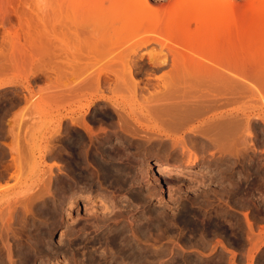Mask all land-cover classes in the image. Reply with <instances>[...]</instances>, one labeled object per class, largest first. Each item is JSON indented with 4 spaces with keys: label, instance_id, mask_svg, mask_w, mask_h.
Returning a JSON list of instances; mask_svg holds the SVG:
<instances>
[{
    "label": "rangeland",
    "instance_id": "1",
    "mask_svg": "<svg viewBox=\"0 0 264 264\" xmlns=\"http://www.w3.org/2000/svg\"><path fill=\"white\" fill-rule=\"evenodd\" d=\"M97 7L99 6L91 1L75 4L65 0H0V18L5 16V20L3 18L2 21L0 20V44L8 27L13 24L18 26L20 18L16 14V9L19 12H28V16L34 17L35 22L38 19V22H43V32H47L45 35L54 40L55 32L58 31L59 34L60 29L57 27L55 30H58L55 31L52 27H55V24L58 25V19L67 18L66 15L61 16L64 15V11L65 14L73 10L82 14L91 13V17L95 19ZM225 12L224 15H227L228 22L243 19L248 23L256 22L255 14L249 15L247 12L240 13L242 11L231 9ZM57 13L61 15L58 16ZM69 16L67 20H70ZM49 23L51 25H48ZM195 27L192 26V28ZM19 32L22 31L19 29ZM53 33L54 35H51ZM117 38L118 36H115L113 40L110 38L106 42L105 48L108 47V50L115 47L112 53H109L111 50L108 51L106 48L105 51L102 48L107 53L101 54V49L100 54L92 55L90 62L93 63L96 60L106 62L127 54L124 47L119 45L121 43H117L120 42ZM255 40L254 43L257 46L264 47V33L257 34ZM148 47L140 48L139 52L137 50L138 53L128 51L135 58V70L147 61L157 66L164 64L158 68L156 66L158 74L168 71L171 68V56L168 49H162L158 43ZM201 50L204 51L202 48ZM234 50L236 49L228 52V55L232 53L233 57L230 55L232 58H234L233 53H241L237 50L234 52ZM21 51L20 54L17 53L16 59H7V69H10L4 71L3 75L0 74V83L4 82L0 87V177L1 179L6 178V182L0 184L3 186L0 188V264H264V235L259 236V232L264 227V121L260 124L256 116H251L254 117L252 121L255 119L251 122L252 134L247 137L251 143L248 142V151H241V153L247 152L237 155L226 153L227 155L221 156L222 154L215 153L218 147L215 151L213 148L203 150L200 146L202 142L199 143V139L192 140L189 130L181 129V132V130L163 126L165 131L172 133V137L139 127H136L137 136L134 133L135 137L124 132L121 134L125 140L122 159L118 160L122 181L115 182L105 179L104 166L107 160L104 150L98 149L100 163H88V167L95 174L96 186L92 194L84 187L78 195L79 207L72 209L73 212H71L68 205L70 194L68 193V196L67 192H58L59 176L61 172L68 171L69 174H74L78 169L84 168L80 166L76 169L75 166H70L68 158L71 155L66 142L62 143L57 139L58 134H55L60 124L58 107L61 103L57 95L59 91L56 89L61 88L62 85L58 86L61 83H57L59 76L55 72L54 74L58 77L54 75L52 79H55L58 85L54 83L55 81L53 84L46 81L42 72H37L35 77L32 76L27 81L26 74L30 71H37L39 64L29 65L30 54L28 56L27 51V55L24 50ZM206 52L201 53L206 55L211 51ZM153 53H159V55L154 56ZM198 53L200 55L199 49ZM211 54L208 56L213 57L214 53L211 52ZM86 60L85 62H88ZM117 62L113 60L111 67ZM116 66V69L121 68L119 62ZM261 67L264 68V65L256 69L257 72L255 70L254 73L264 78L262 76L264 69ZM88 68L90 67L87 66L84 70ZM71 73L74 74V72L72 70L69 72V78L72 77L70 80L64 77L61 79L69 81L68 84L65 83L66 81H60L64 82L63 86L74 85L78 81L76 79L82 77V72L76 74L77 77L74 74L75 78ZM87 73L83 71L85 75L82 78H85ZM137 77L141 79L142 85L146 82L154 84L161 82L158 79H147L145 69ZM260 78L258 80L264 82V79ZM104 79L107 80L106 87H104ZM108 80L106 77L102 78L103 91L100 92L111 95L114 84L109 85ZM79 81L82 79L80 78ZM262 81H258L261 84L258 83L260 85L256 86L264 89L261 86ZM150 85L153 84L150 83ZM88 92L87 96L82 99V103H86L85 99L91 96V92ZM71 95L73 94H68L70 99L67 97L68 100L65 99V103L63 102L66 109L70 108L71 103L74 106L78 101V98ZM112 96V100H96L88 113L77 112L71 117L88 116L86 118L91 123L93 134L95 132L97 136H107L111 130H115L118 120V113L112 108L113 104H116L115 101L120 105H128L127 103L133 101L131 91L125 87L112 92ZM232 100L225 104L226 107L222 106L223 108L220 109L230 107V109L244 107L258 109L261 107L262 115H264V101L262 102L261 99H259L260 102L252 97ZM65 119L62 125L65 126L64 131H68L71 121L70 118ZM79 130L85 134L84 130ZM65 133L67 135H64V139L74 132ZM155 134L160 136L159 140ZM146 137L155 139L151 138L149 142ZM175 137H190L189 146L193 144L194 146L190 147L199 154L196 162L187 163L185 161L187 155H184L183 159L180 152H171V147L165 145V141L171 142V139ZM160 138L165 140L161 141ZM114 140L115 137L111 141ZM59 143L62 145L60 146ZM238 147L241 148V145ZM226 149L229 150V148ZM211 151L216 154L213 153L216 159L214 162ZM158 157L168 159L174 166L179 165L178 167L184 166V168L191 169V172H184V175L176 178L167 173L155 174L152 171L157 167L152 163ZM217 161L219 163L216 164ZM166 179L173 180L169 184ZM49 183L51 184L50 189L47 185ZM107 195L112 199H109ZM87 196L95 201L88 202ZM106 201L110 202V206L106 205L109 204ZM60 205L63 208H60ZM249 228L254 229V232ZM249 233L258 236L260 240L251 235L254 239L250 237V241Z\"/></svg>",
    "mask_w": 264,
    "mask_h": 264
},
{
    "label": "bare ground",
    "instance_id": "2",
    "mask_svg": "<svg viewBox=\"0 0 264 264\" xmlns=\"http://www.w3.org/2000/svg\"><path fill=\"white\" fill-rule=\"evenodd\" d=\"M65 1L75 4L89 1L93 2L99 6L95 9V19L91 17V13L82 14L77 10L71 11L72 13L69 11L68 13H71L70 16L68 13L65 14V11L64 15L59 13L63 17L66 15L65 17L68 18L69 16L70 20L68 19V21L67 18L58 19V25L55 24V27H52L54 28L52 30H55V28L58 27L60 32L58 34V31H56L58 29H56V32H54L57 36L54 35V33L51 34L55 36V39L50 35L51 38L54 39L52 40L49 36L45 35L47 32H43V22H38L39 19L35 22L36 20H33L34 17H31V20L28 16V12H19L16 9V14H18V18H20L18 26L13 24L11 27H8V30L5 31V33H7L3 36L0 44V74L3 75L4 71H9L10 69H7V59H16L17 53L20 54V52H22L21 50H24L25 52H23L25 55H27L26 51L28 52V56L30 54L31 62H29V65L35 63L39 64L37 71H30V73L27 72L28 74L25 76L27 81H29L32 76L35 77L37 72H42L46 81L49 83L52 82V84L55 81V79H52V76L56 74L59 76V81L57 80V83L61 84L58 85L56 81L54 82L58 86L62 85L61 88L57 87L59 90L56 89L59 91L57 95L61 103L58 107L60 120L58 121L60 124L55 134H58L57 137L59 138L57 139L62 141V143L63 141L66 142L65 144L71 155L68 158V161L70 159V166H75L76 169L77 167L80 168V166L84 168H80L77 171L75 170L76 172L74 174H69L68 171L61 172L62 174L59 176L58 192H67V195L68 193L70 194V201L68 204L70 210L79 207L80 200L78 195L81 194L84 187L91 193L96 186L95 174L88 167V163H100V158L97 152L98 149L102 148L104 150L105 158L107 160V163L104 166L105 179L113 180L115 182L122 181V178L120 177L121 168L118 165L120 161L118 160L122 159L123 143L125 140H123L124 138L121 134L125 132L127 134L129 133L128 135L134 136L135 131H137L136 127L160 133L167 137H172V133L165 131L162 128L163 126H167L174 130H189L191 131L190 136L192 140L199 139V143L202 142V144L199 145L203 150L213 148V151H215L218 147V152L216 151L215 153H220L222 154L221 156L226 153L237 155L238 153H241V151H248V146L251 141L249 142L247 137L252 134L251 122L255 120L252 121V118L254 117L251 116H256L257 121L261 124V122L264 121V115H262L263 109L261 107L258 109H250V107L238 108L239 105H237L238 107L236 106L238 109H230V107L222 110L220 108L226 107L225 104L230 103L232 99L252 97L259 101V99L262 100V98H264V92H261L262 90L264 91V89L256 86L261 84L260 82L262 80H258L261 75L254 73L256 69H260V66L264 65V47L260 45L257 46L254 43L257 41L255 40L257 34L261 35L264 33V0L242 1L246 4H243L240 0ZM229 9L242 11L240 13L247 12L249 15L255 14L256 22L253 21L255 23H248L246 20L244 22V19L237 22H228L226 19L227 15L225 16L224 14L226 13L225 11ZM59 14L57 13L58 16ZM78 16L80 18L82 17V19ZM4 17L5 16L3 15L0 20L2 21ZM45 18L46 16L44 19ZM86 18H88V20ZM257 18H259V20ZM90 20L93 21L90 22ZM48 25L51 24L49 23ZM191 25L196 27L192 28ZM49 27V29H51V26ZM19 29L22 32H19ZM115 36H118L120 42L118 41L117 43H121L119 45L124 47L127 54H123L124 56L117 55L118 59L112 58V60L106 62L103 60H98L97 62L96 60V62L91 63L92 55L96 53L100 54L101 51L102 54L106 51V48L108 50V47L105 48V45H107L106 42L110 38L113 40ZM22 38L24 40H22ZM154 43H158L162 49H168L171 56V68L168 71L156 75L154 79H158L161 82L155 84L151 83L153 85L145 83V85L142 86L141 81L137 79L139 73L135 70V58H133L131 53H136L137 50L139 52L140 48H147ZM254 44L256 46H254ZM102 48L105 49V51H103ZM114 48L109 49L111 50L109 53H112ZM201 48L204 51H202ZM198 49L200 50V55ZM233 49H236L237 52H241L237 54L233 53L234 58H232V53L228 55V52H233ZM205 50L211 51L214 53V56H208L211 52L203 55L201 52L204 53L206 52ZM236 50H234V52H236ZM106 53L107 52H105V54ZM235 54L237 56H235ZM152 55L158 56L159 53H153ZM230 55H232V57H230ZM86 59L88 62H85ZM113 60H117L120 63L121 68H115L118 66H116L118 62L115 63V66L113 64L114 68L111 67V62ZM87 66L90 68L85 71L84 69ZM5 68L6 70H4ZM71 70L75 75L82 72V77L85 75H83V71L84 73H88L85 78L80 77L82 81H79L80 78L78 75L79 79H76L78 81L74 85L70 84V86H63V83L66 80L61 79L63 77L64 79H68ZM54 72L56 74H54ZM51 73H53V75ZM65 74L69 75L65 77ZM74 74L71 73V75L74 76L73 78H75ZM57 75L55 76L56 78L58 77ZM110 75L111 77L113 76L114 79L113 77L111 78ZM103 77L109 79V85L114 84L111 89L113 93L114 91L117 92L118 89L125 87L131 91L133 97V101L127 103L128 105L117 104V101H115L116 104H113L112 108L118 113H116L118 120L115 124V130H111L107 135L108 137L105 135L102 137L97 136V134L95 135V132L93 134L94 130L92 131L91 123L88 118H86L88 116H82L81 118H75L74 116L71 117L72 114L74 115L77 112L88 113L96 100H112V92H110L111 95L100 92L103 91V85L101 86V84L104 83V87H106L105 82L107 83L106 79H104L105 81L102 83ZM70 78L72 77L70 76ZM68 82L69 81L67 80L65 83L68 84ZM2 83H0V87L3 85ZM262 84L264 85L263 81ZM263 85L261 86L264 87ZM88 91L91 92V96L85 99L87 101H85L86 103H82V99L87 96V93H89ZM68 94H73L71 96H75L76 99L78 98V101H76L74 106L71 103L70 108L66 109L63 102L65 103V99L68 100L67 97L70 99ZM263 101L264 99L262 102ZM66 117L70 118L69 120L71 121V127H69L68 131H64L65 126L63 127L62 125V122ZM79 129L84 130L85 134L84 132H80ZM71 131L74 133L64 139L65 132L70 134ZM135 136H137V133H135ZM155 136L157 139L160 137L156 134ZM114 137L115 140L111 141ZM154 137H151L152 140L155 139ZM151 138H147L149 142L151 141ZM164 138H160L161 141ZM189 138L175 137L174 139H171V142L167 140L164 143L167 147H171V152H180L179 154L183 159L184 155H187L185 161L192 164L199 159V154L194 148L190 147L193 145V142L191 143L192 145L189 146ZM61 145L62 144H60V146ZM239 145H241V148H237ZM226 148H229V150ZM231 148L234 149L230 150ZM213 151H211V156L214 158V155L216 154ZM171 152L169 151V153ZM245 152L241 154H244ZM215 160L216 159L214 158L213 162ZM217 163H219V161H217L216 164ZM152 164L157 167L152 171L155 174L167 173L169 176L175 178L184 175V172H189L191 170L184 168V166H174L172 162L163 157H158V159H155ZM169 180L166 179V182L170 184L173 179ZM50 183L47 184L49 189L51 186ZM2 187L3 186L0 185V188ZM89 196L91 197V195ZM89 196L86 197L88 202L95 201L90 199ZM64 198L65 197L63 196V200ZM109 199L112 198L110 197ZM108 203L109 204L106 205L110 206V202ZM61 207L62 206L60 205V208ZM55 212L57 211L55 210ZM71 212H73V210ZM89 218L91 219L90 216ZM104 224H106V222ZM263 228H260L261 231L259 230V236L264 235ZM251 233H249V238L252 235ZM256 233L258 234V232ZM253 237L257 238L258 236L254 235ZM256 238V241L254 240L255 242L260 240L258 238L257 240Z\"/></svg>",
    "mask_w": 264,
    "mask_h": 264
},
{
    "label": "flooded vegetation",
    "instance_id": "3",
    "mask_svg": "<svg viewBox=\"0 0 264 264\" xmlns=\"http://www.w3.org/2000/svg\"><path fill=\"white\" fill-rule=\"evenodd\" d=\"M161 65H164V64H159L158 66H157V64H155V65H152V64H149L147 61L146 62H143L142 64H140L139 66H138V68H137V71H138V73H141L142 72V70H144L145 69V73H146V75H147V79H154L155 77H156V75H159V74H161V73H156V69L158 68V67H160ZM156 66H157V68H156ZM164 71V70H163ZM163 71H161V72H163ZM140 81H141V79L140 78H138ZM149 82V81H148ZM147 83V82H146ZM149 83H153V82H149ZM142 85V84H141ZM145 85V84H144ZM144 85H142V86H144Z\"/></svg>",
    "mask_w": 264,
    "mask_h": 264
},
{
    "label": "crops",
    "instance_id": "4",
    "mask_svg": "<svg viewBox=\"0 0 264 264\" xmlns=\"http://www.w3.org/2000/svg\"><path fill=\"white\" fill-rule=\"evenodd\" d=\"M2 177H0V184H4L6 182V178L1 179Z\"/></svg>",
    "mask_w": 264,
    "mask_h": 264
}]
</instances>
